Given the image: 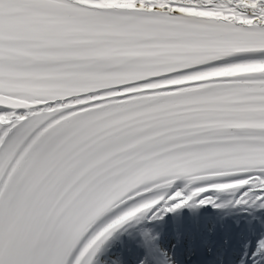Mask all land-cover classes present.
<instances>
[{
  "label": "snow or ice",
  "instance_id": "obj_1",
  "mask_svg": "<svg viewBox=\"0 0 264 264\" xmlns=\"http://www.w3.org/2000/svg\"><path fill=\"white\" fill-rule=\"evenodd\" d=\"M209 190L264 207V0H0V264Z\"/></svg>",
  "mask_w": 264,
  "mask_h": 264
},
{
  "label": "bare ground",
  "instance_id": "obj_2",
  "mask_svg": "<svg viewBox=\"0 0 264 264\" xmlns=\"http://www.w3.org/2000/svg\"><path fill=\"white\" fill-rule=\"evenodd\" d=\"M227 179L221 178L201 183L226 182ZM194 186L200 185H189L183 180H178L170 188L162 190L161 194L167 197V195L176 190L187 193ZM242 191L209 190L206 193H202L200 197L171 212L164 210L170 206V202L165 199L160 205L130 219L114 230L95 253L93 264H122L121 258L131 254V247L138 243V238H143L145 234L164 236L168 229L173 226L189 227L192 226L193 222L209 219L227 220L233 218L248 220L249 222L264 220L262 202H254L251 198H247L248 203H236L238 199L242 198ZM199 199H208L210 202L199 204ZM117 214H119V211L107 214L98 223V227L109 222ZM152 238H154V235H152Z\"/></svg>",
  "mask_w": 264,
  "mask_h": 264
}]
</instances>
